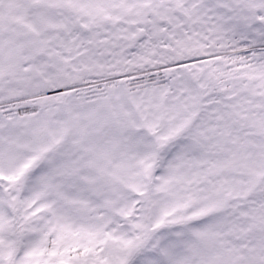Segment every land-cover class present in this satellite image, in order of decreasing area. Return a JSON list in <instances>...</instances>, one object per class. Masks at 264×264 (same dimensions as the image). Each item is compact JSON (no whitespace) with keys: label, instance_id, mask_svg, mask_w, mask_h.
<instances>
[{"label":"snow or ice","instance_id":"1","mask_svg":"<svg viewBox=\"0 0 264 264\" xmlns=\"http://www.w3.org/2000/svg\"><path fill=\"white\" fill-rule=\"evenodd\" d=\"M0 264H264V0H0Z\"/></svg>","mask_w":264,"mask_h":264}]
</instances>
